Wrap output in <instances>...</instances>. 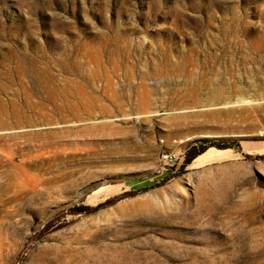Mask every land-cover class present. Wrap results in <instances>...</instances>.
<instances>
[{
	"label": "rangeland",
	"instance_id": "1",
	"mask_svg": "<svg viewBox=\"0 0 264 264\" xmlns=\"http://www.w3.org/2000/svg\"><path fill=\"white\" fill-rule=\"evenodd\" d=\"M260 165L264 0H0V264H264Z\"/></svg>",
	"mask_w": 264,
	"mask_h": 264
},
{
	"label": "bare ground",
	"instance_id": "2",
	"mask_svg": "<svg viewBox=\"0 0 264 264\" xmlns=\"http://www.w3.org/2000/svg\"><path fill=\"white\" fill-rule=\"evenodd\" d=\"M226 156H230L228 151L226 152V150L224 151L222 149L212 147L203 154L199 155L195 159V164L198 165L209 160ZM259 167L264 171V165H260ZM242 175L243 173L239 174V178L236 176V178L232 179L229 183L224 184L218 190V193L221 195L220 198L225 200V198L231 197L234 193L239 191L240 188H242L241 194L245 195H240V198L243 200V203L236 205L235 207H237L239 211L242 210V213H244L245 218L248 221H255L259 219L261 212L264 211V195L261 191L260 183L253 177H248V181H245V184H248V186L242 187L244 182L239 181Z\"/></svg>",
	"mask_w": 264,
	"mask_h": 264
},
{
	"label": "trees",
	"instance_id": "3",
	"mask_svg": "<svg viewBox=\"0 0 264 264\" xmlns=\"http://www.w3.org/2000/svg\"><path fill=\"white\" fill-rule=\"evenodd\" d=\"M199 141L203 144V149L200 152L193 153V158L196 157V155L200 154L201 152H204L211 145L210 140L206 137L196 140V142H199Z\"/></svg>",
	"mask_w": 264,
	"mask_h": 264
},
{
	"label": "built area",
	"instance_id": "4",
	"mask_svg": "<svg viewBox=\"0 0 264 264\" xmlns=\"http://www.w3.org/2000/svg\"><path fill=\"white\" fill-rule=\"evenodd\" d=\"M162 158L168 164H171V163L175 162V160H176V156L172 152H164L162 154Z\"/></svg>",
	"mask_w": 264,
	"mask_h": 264
},
{
	"label": "water",
	"instance_id": "5",
	"mask_svg": "<svg viewBox=\"0 0 264 264\" xmlns=\"http://www.w3.org/2000/svg\"><path fill=\"white\" fill-rule=\"evenodd\" d=\"M203 137L206 138H212V137H222L221 133H215V132H205L201 134ZM248 134H243L241 136H247Z\"/></svg>",
	"mask_w": 264,
	"mask_h": 264
}]
</instances>
